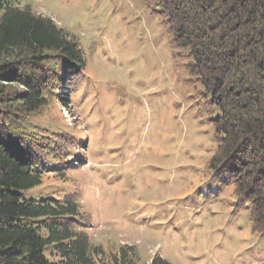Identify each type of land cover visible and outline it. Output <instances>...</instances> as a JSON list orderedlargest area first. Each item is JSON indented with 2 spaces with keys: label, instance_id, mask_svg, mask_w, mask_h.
Masks as SVG:
<instances>
[{
  "label": "rangeland",
  "instance_id": "374dc122",
  "mask_svg": "<svg viewBox=\"0 0 264 264\" xmlns=\"http://www.w3.org/2000/svg\"><path fill=\"white\" fill-rule=\"evenodd\" d=\"M51 17L80 42L87 66L61 107L83 165L50 168L27 199L74 193L91 241L172 264H264L250 206L210 169L219 106L172 44L162 8L144 0H8ZM73 82V83H75ZM81 139V137H80Z\"/></svg>",
  "mask_w": 264,
  "mask_h": 264
},
{
  "label": "trees",
  "instance_id": "16d2710c",
  "mask_svg": "<svg viewBox=\"0 0 264 264\" xmlns=\"http://www.w3.org/2000/svg\"><path fill=\"white\" fill-rule=\"evenodd\" d=\"M144 1L162 8L174 48L220 107L210 169L249 203L252 232L264 236V0ZM86 66L78 39L54 19L0 0V264L140 263L133 246L107 252L91 241L74 193L23 194L51 166L85 164L84 134L60 108L71 107ZM150 264L172 263L157 254Z\"/></svg>",
  "mask_w": 264,
  "mask_h": 264
}]
</instances>
